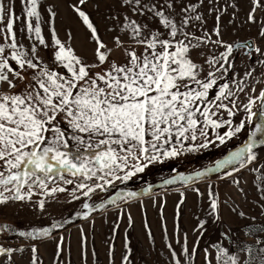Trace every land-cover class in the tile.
I'll list each match as a JSON object with an SVG mask.
<instances>
[{
	"label": "snow or ice",
	"instance_id": "6c2138e0",
	"mask_svg": "<svg viewBox=\"0 0 264 264\" xmlns=\"http://www.w3.org/2000/svg\"><path fill=\"white\" fill-rule=\"evenodd\" d=\"M19 2L22 16L15 12V0H0V212L20 205L43 214L63 195L68 204L82 201L74 213L78 219L89 221L94 213L108 211L110 206L122 219L125 210L120 203L150 194V187L142 193L121 192L99 203L94 197L153 164L207 149L217 141L226 144L259 114L260 123L242 147L214 167L181 176L179 181L191 187L230 168L218 178L232 177V185L247 201L248 193L235 174L248 169L257 174L256 206L264 216L260 155L264 152V87L257 93L255 86L264 85V48L258 43L264 41V0H247L249 7L242 21L240 0H65L86 32L84 54L72 45L71 25L65 30L66 39L60 38L55 4ZM89 8L105 24L111 47L104 42ZM244 25L249 30L256 28L255 38L224 39L228 26L238 30ZM117 55L122 59L113 58ZM238 58L244 63L242 73L237 71ZM241 96L247 97V103ZM240 112L246 119L235 124L233 118ZM222 128L226 129L223 134ZM192 191L202 201L204 193L195 187ZM180 197L173 220L179 253L169 240L164 205H160L170 264H197L201 252L203 264H213V260L215 264H264V239L257 236L253 244H241L233 252L225 245V241L233 242L231 228L209 247L200 248L209 221L222 224L224 206L240 219H249L244 211H237L239 205L222 201L212 184L208 185V206L201 208L204 218L193 214L195 239L190 246L188 233L181 236L185 193L180 192ZM127 220L131 229L130 213ZM72 222L64 218L26 230L0 223V264H43L40 246L47 241L55 242L53 264H71L70 242L56 233ZM119 226L115 224L108 242L109 264H116ZM144 226L154 243L147 221ZM243 229L264 233V225L245 224ZM9 236L23 242L13 245ZM92 256L97 258L95 248ZM80 257L87 264L83 227ZM120 264H134L127 231Z\"/></svg>",
	"mask_w": 264,
	"mask_h": 264
},
{
	"label": "rangeland",
	"instance_id": "374dc122",
	"mask_svg": "<svg viewBox=\"0 0 264 264\" xmlns=\"http://www.w3.org/2000/svg\"><path fill=\"white\" fill-rule=\"evenodd\" d=\"M46 4H55L57 10L63 11V21L65 23L64 30L71 25L75 39L72 41L73 47L76 48L77 52L84 54L86 47L85 36L86 32L78 21L72 16L70 11L66 7L65 0H45ZM247 0H240V21L245 17L248 11ZM88 11L92 14L93 20L97 23L100 28L101 35L104 38V42L112 46L110 35L105 34V24L101 18L98 17L91 8ZM105 11L104 6H101V13ZM60 14V13H59ZM46 17V13H44ZM225 24L227 25L228 17L224 18ZM237 21V24H240ZM211 26V22L209 24ZM44 32L47 35L48 29L44 28ZM60 33V29L58 30ZM111 35H114L111 34ZM256 28L252 27L249 30V26H241L237 30L232 26H228L225 32L224 39L226 40H245L255 38ZM61 38V37H60ZM66 39V37H65ZM25 43H27L25 41ZM259 45L264 48V41L258 42ZM114 59L121 60L120 56H114ZM253 63V61H249ZM237 71L243 72L244 63L239 58L236 61ZM257 78H260L257 76ZM223 82V81H222ZM257 93L264 85L257 84ZM243 103H247V97L241 96ZM256 111V109H254ZM224 118H227V114H223ZM234 123L239 124L241 119H246V114L243 112L238 113L234 118ZM260 116L257 114L252 118V122L246 124V128L236 137H233L226 144L220 145L216 143L210 145L207 149H200L197 152L184 153L178 157L167 159L162 163H156L147 168L143 173H139L126 183L117 182L116 186L109 189L108 193L101 194L100 196L94 197V202L99 203L101 199H107L109 196L116 195L124 192H136L142 193L144 189L151 188V193L143 195L139 199L130 201L129 203H120V207L125 210L123 218H118V211L110 206L108 211L103 213L97 212L90 217L89 221L78 219L74 216V213L80 210L82 201H77L72 204L66 202L65 197L62 195L58 202L51 203L48 205L47 212L43 214L36 213L29 208L15 205L4 209L0 212V223L10 224L16 227L18 230H26L32 227H47L50 226L53 220H62L64 218H71L73 222L65 226L64 229L56 233L57 236L63 235L67 242H70L71 246V264H82L80 257V228L83 227L85 234L87 235V249H88V260L87 264H109L107 251L108 242L112 240L113 228L115 224L119 223V228L115 235V261L116 264H120L121 253L124 250V237L127 231L128 237L131 241V248L133 249L134 264H170L171 256L167 247L165 246L164 234L161 227V215L160 205L163 203L164 209L163 214L166 220L168 236L170 242L176 248L179 253V245L175 242L173 236V220L176 211V205L178 204L180 192L185 193L186 201L182 206L183 216L180 220L181 236L183 232H187L189 235V241L195 239L192 235V229L196 225V220L193 218V214L204 218L201 208H207V192L208 185L212 184L214 190L219 193L222 201H228L229 204L239 205L237 211H244L249 219L242 220L235 213L231 212L227 206L223 207L222 224H212L209 221L208 232L205 233L204 238L201 241L200 248L209 247L213 242H216L220 233L231 228L235 234L233 242L229 243L225 241V245L230 248L231 251L235 252L239 249L241 244H253L257 236L260 239H264V233H256L254 230L249 231L243 229V225L248 224L254 227L264 225V216L260 215V209L256 206L258 199V193L256 191V184L259 181L256 179V175L250 172L248 169L242 170L240 173H236V178L241 180V187L248 193L247 201L242 200L236 187L231 183L232 177L226 180L218 178L220 175H224L225 172L231 169H224L219 174H212L210 178H203L199 182L194 183L191 187L183 185L179 178L181 176L195 175L197 171H204L209 167H214L218 161L226 159L231 152L242 147L248 140L249 134L255 130L257 124L260 123ZM223 134L226 129L222 128L219 130ZM212 136V133H209ZM261 134H257V138ZM214 139V137H213ZM261 163H264V152L260 153ZM168 180L176 181L173 184H166ZM199 188L200 192L204 193L202 198L197 197L196 193L192 191V188ZM155 202V206H154ZM130 213L133 218V226L131 229L128 228L127 214ZM256 217L255 221L250 218ZM94 220V223L90 222ZM145 221H147L152 236L154 237V243H152L147 235L145 229ZM9 242L13 245L22 243L23 241L16 239L15 237H8ZM239 240L240 243H236ZM95 248L97 258L94 260L92 256V249ZM55 252V242L47 241L40 246V256L43 264H53V256ZM215 253L213 252V256ZM20 264V262H18ZM26 264V262H25ZM197 264H203V253L201 252ZM213 264L215 261L213 260Z\"/></svg>",
	"mask_w": 264,
	"mask_h": 264
},
{
	"label": "crops",
	"instance_id": "0c3cea01",
	"mask_svg": "<svg viewBox=\"0 0 264 264\" xmlns=\"http://www.w3.org/2000/svg\"><path fill=\"white\" fill-rule=\"evenodd\" d=\"M6 2H7V0H6ZM14 8H15V12H16V14L17 15H23V13H22V7H21V5H20V2H19V0H15V4H14ZM58 11V10H57ZM58 13H60L59 14V16H58V19H57V21H56V28H57V30H59L60 29V33H59V35H60V37H61V39L63 40V39H65V32H63V30H64V25H65V23H64V19H63V15H64V13H63V11H58ZM70 13V12H69ZM45 18H47V13H46V17ZM18 27H19V25H18ZM45 27H47V26H45ZM46 35V34H45ZM48 35V34H47Z\"/></svg>",
	"mask_w": 264,
	"mask_h": 264
}]
</instances>
